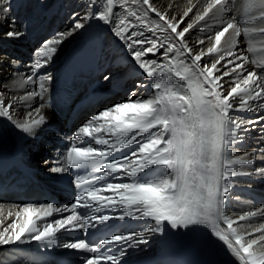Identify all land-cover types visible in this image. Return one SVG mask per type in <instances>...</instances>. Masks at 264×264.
Instances as JSON below:
<instances>
[{
	"label": "snow or ice",
	"instance_id": "snow-or-ice-1",
	"mask_svg": "<svg viewBox=\"0 0 264 264\" xmlns=\"http://www.w3.org/2000/svg\"><path fill=\"white\" fill-rule=\"evenodd\" d=\"M189 3L191 6L183 16L169 18L167 11L155 7L154 0H85L86 7L95 6L94 10L83 17L77 14L65 31L43 42L35 53L31 74L24 80L25 84L39 82V91L26 93L19 98L21 101L27 102L36 96L43 99L47 90L44 81L48 77L38 73L51 62L58 46L84 29V21L93 18L113 25L111 30L124 42L130 62L150 79L149 87L154 93L141 99L136 92H131L127 101L92 116L76 130L75 141L66 150L63 166L51 168L54 174L64 173L69 168L103 169L109 175L122 174L113 177L121 182L95 176L93 181L105 183L100 187L89 183V187L63 209L51 203L40 207L23 205L15 212L16 220L0 231V246L23 244L26 239L51 244L62 230L87 233L92 228L100 232L107 230L109 221L130 217L150 219L154 226L141 232L113 233L107 238L101 237L94 246L79 239L64 247L94 254L84 258L81 264H120L125 246L146 243L143 237L148 233H162L165 224L172 229L203 225L241 264H264V251L254 247L264 248V224L253 229L260 235L250 240H245V234L233 226L237 220L264 217V209L245 212L236 219L225 213L227 194L232 188L228 180L237 175V166L254 164L257 153L264 159V148H254L243 156L232 155L236 145L243 141L241 133L250 134L260 125L259 131L264 137V115L248 118L233 114L264 113V58L251 61L253 67L249 69L246 67L249 57L236 50L238 38L244 35L247 51H257L256 34H264V24L254 26L252 22H264V0H240L238 12L243 25L236 16L227 21L223 19L225 13L232 11L235 0H210L202 11L195 13L192 22L181 27L197 7L191 0ZM7 5L9 0H0V13L8 12ZM117 8L121 11L117 12ZM150 13L157 19H151ZM210 14L214 18L211 24L207 19ZM197 27L213 31L194 41L201 46L194 50L189 46L187 34ZM9 29L3 33L7 38L16 39L23 34L15 30L14 24L9 25ZM226 34L230 38L224 39L222 44ZM206 41L210 46L205 50L202 46ZM157 54L167 63L150 58ZM14 101L15 98L5 102L0 95V117L13 120ZM43 107L41 104L33 108L27 113V119L16 120L14 126L34 136L47 121L41 111ZM85 138H90L86 146ZM93 141L105 147L97 149ZM124 149L128 151L119 157L114 155ZM108 157H111L110 162H106ZM253 171L264 176V166ZM122 177H128L129 182H122ZM82 183L88 182H78L77 186ZM106 192L111 195H105ZM103 208H121L124 214L118 217L98 214ZM60 212L69 214L51 223H40L45 217ZM113 244L119 246V254H106L105 246Z\"/></svg>",
	"mask_w": 264,
	"mask_h": 264
},
{
	"label": "bare ground",
	"instance_id": "bare-ground-1",
	"mask_svg": "<svg viewBox=\"0 0 264 264\" xmlns=\"http://www.w3.org/2000/svg\"><path fill=\"white\" fill-rule=\"evenodd\" d=\"M208 2L210 0H191V4H195L197 7L189 14V17L185 18V24L181 25V27L192 22L195 13L202 11ZM239 3L240 0H235V6H233L232 11L223 15L225 21L231 16H236L237 21L243 25L244 22L238 12ZM154 5L162 12L167 11L169 18L183 16V13L191 6L189 0H154ZM169 5H171V8H169ZM7 7L8 12L6 14L0 13V95H2L5 102L14 100V98L15 101L12 109L13 120L10 121L7 118L0 117L1 136L4 147L11 155L20 159L39 178L43 187L50 191L57 190L63 192V188L59 186V183L68 180L66 173L54 174L51 171V168L63 166L65 163L64 152L66 147L60 141L67 139L70 141L69 146H71L75 141L74 134L76 130L99 111L114 104L127 101L131 92H136L137 98L143 99L150 97L154 93V90L149 87L151 83L150 79L142 74L134 63L130 62L124 42L116 37L111 30L113 25L104 24L93 18L84 21V29L78 30L74 35L65 39L58 46V51L54 54L51 62L38 73V75L48 77L44 81L47 90L43 93V99L36 96L30 101H21L19 98L26 93L39 91V82L36 84H25L24 80L31 74V66L36 59L35 53L42 46L43 42L52 38L55 33L65 31L72 22V18L77 14L83 17L86 12L93 11L95 6L87 8L85 0H9ZM116 11L119 12L121 10L117 8ZM150 18L157 19L154 13H150ZM207 19L211 24L214 18L210 14ZM45 23L48 26V30L45 31L44 35L42 33L38 35V31ZM12 24H14L15 30L23 33L19 38L12 39L3 35V33L10 30L9 25ZM252 24L260 26L264 22L254 21ZM212 31V28L202 31L200 27L192 30L190 34H187L189 46L194 50H198L201 46L196 45L194 41L205 37ZM95 35L99 37L102 43L99 59L102 76L94 89L86 90L83 96H89L92 93L111 92V97L104 104L93 109L87 116L82 117L75 127L69 133H66L62 123L58 122L57 116L52 110L50 97L56 91L63 78L70 73L69 70L73 59L87 46ZM146 35H149V33H146ZM226 38H230V35L226 34L225 38H222V44ZM238 40L239 47L236 50L249 57V63L246 67L251 69L253 67L251 61L264 58V51L260 50L264 48V43H261V41H264V34H256L257 51L252 53L247 51V38L244 35H241ZM208 46H210V42L206 41L202 47L206 50ZM150 58L157 59L158 61L163 59L160 54ZM207 59L210 60L212 57H207ZM162 63H167V61L164 60ZM105 76L110 77V79H104ZM137 84H141L142 87L137 88ZM41 104L44 105L41 111L47 117V121L40 126L34 136L25 134L14 126L16 120L27 119V113ZM233 114L253 118L252 112ZM241 135L244 142L242 141L236 145L232 153L233 156H243L246 152L250 153L254 148L259 149L256 144L250 141L251 137L248 134L241 133ZM105 138L112 139L110 135H105ZM89 141L90 138H85L84 142L88 144ZM92 143L97 149L102 150L105 147L104 145L94 144V141ZM127 151V149H124L123 153ZM260 156L261 154L257 153V159L252 165H238L236 168L237 175L228 180L232 188L227 194V199L230 196H236L238 198L235 201L238 200L239 204L243 200L248 201L226 211V214L233 219H236L238 215L245 212L261 208V205L257 202L264 199V176L258 175L253 171L254 168L264 166V159H261ZM121 175H109L106 170H103L102 174V176L109 179V182H121L120 180L113 179V177ZM122 182H129V178L122 177ZM104 194L111 195L110 192ZM260 197L261 199H258ZM64 198V202L55 207L63 209L65 206H70L75 200V197L70 195H66ZM20 207L22 206L12 204L11 202L0 204V231L16 220L15 212ZM81 211L88 210L82 209ZM9 212L13 213V215L9 216ZM68 214L67 212L54 213L53 216L45 217L40 223H51L54 219H60ZM98 214L118 217L124 214V210L121 208H103L101 209V213ZM236 223L238 224H234L233 226L239 232L245 234V240H250L260 235L259 232H253V229L259 228L261 224H264V217L256 216L242 222L237 220ZM108 225L109 227H113L111 234H127L133 230L136 232L144 231L146 227L154 226V221L150 219L135 220L126 217L125 220L113 219L108 222ZM241 225L244 227H241ZM221 226L225 229L227 227L223 223ZM97 227L100 226L98 225ZM95 231L96 229L92 228H89L87 233L83 230L71 232L62 230L51 244L26 239V242L23 244L17 243L16 245L0 246V259L5 262L10 259L9 257H12L14 260L20 259L21 264L22 261L23 264H40L36 261L34 255L39 252H52L68 256L74 260L73 264H81V261L87 258L82 256L83 254L86 253L90 257L94 254L77 249H68L64 245L76 242L79 239L87 241L88 236ZM248 232H252L253 234L249 236L247 235ZM72 233H81L82 235L77 238L74 235L71 236ZM185 233L192 234L202 253L206 256V264H241L239 258L235 257L223 242L212 235L210 229L206 226L196 225L189 228L172 229L167 224H165L162 233H148L145 235L143 239L146 240V243L132 247L125 246V252L120 264H139L141 261L155 257L162 258L157 264H191L189 255L183 251H177ZM94 244L90 243L91 246H94ZM254 247L257 251H264V248L259 246ZM118 248L119 246L115 244L108 245L105 246L104 251L106 254H119ZM22 250H25L24 253Z\"/></svg>",
	"mask_w": 264,
	"mask_h": 264
},
{
	"label": "rangeland",
	"instance_id": "rangeland-1",
	"mask_svg": "<svg viewBox=\"0 0 264 264\" xmlns=\"http://www.w3.org/2000/svg\"><path fill=\"white\" fill-rule=\"evenodd\" d=\"M46 30H48V26H47V24L45 23L44 25H43V27L38 31V35L39 34H43L44 35V33H45V31ZM164 61V59H161L159 62H163ZM253 114V118L255 117V116H258V115H264V113H252ZM249 117H251L250 115H249ZM262 123H264V122H262ZM259 126V127H258ZM259 129H260V125H256V128H255V130L254 131H251V133L250 134H248L250 137H251V140L250 141H252L254 144H256L259 148H263L264 147V142H263V140H264V137H262V134H259V133H261L260 131H259ZM257 131V132H256ZM259 136V137H258ZM257 137V138H256ZM253 138H255L256 139V141H255V139H253ZM262 138V139H261ZM253 139V140H252ZM243 142H244V140H243ZM262 142V143H261ZM238 198V197H237ZM236 196H230L227 200H226V206H225V213H226V211L227 210H229V209H233V208H236V207H238V205H240V204H244V202L245 203H247L248 201H245V200H243V201H241V203L239 204V201L237 200V201H235L236 199ZM258 199H261V197L260 198H258ZM257 199V200H258ZM258 204H260L261 206V208L260 209H264V199H262L261 201H258L257 202ZM234 205V206H233ZM236 205V206H235ZM233 206V207H232ZM36 207H40V206H36ZM244 221V220H243ZM242 222V221H241ZM239 223V222H238ZM238 223H235V224H238ZM240 224V223H239ZM79 238V237H78ZM24 251L25 250H22V252L24 253ZM229 254V253H228ZM2 258H5V257H2ZM10 258V259H9ZM9 258H7V259H9L8 261H5V262H3L2 261V259H0V264H21L20 263V259H12V257H9ZM2 261V262H1ZM14 261V262H13ZM22 264H23V261H22Z\"/></svg>",
	"mask_w": 264,
	"mask_h": 264
}]
</instances>
